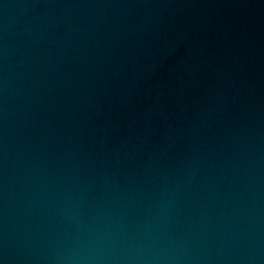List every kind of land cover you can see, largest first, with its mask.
Returning a JSON list of instances; mask_svg holds the SVG:
<instances>
[{"label":"water","instance_id":"1","mask_svg":"<svg viewBox=\"0 0 264 264\" xmlns=\"http://www.w3.org/2000/svg\"><path fill=\"white\" fill-rule=\"evenodd\" d=\"M0 264H264V61L213 0H0Z\"/></svg>","mask_w":264,"mask_h":264}]
</instances>
